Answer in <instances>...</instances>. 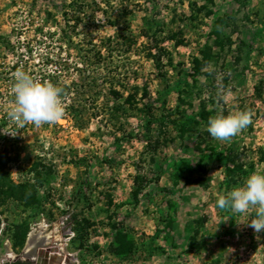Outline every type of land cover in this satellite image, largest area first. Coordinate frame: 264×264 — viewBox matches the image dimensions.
Returning <instances> with one entry per match:
<instances>
[{"label": "rangeland", "instance_id": "rangeland-1", "mask_svg": "<svg viewBox=\"0 0 264 264\" xmlns=\"http://www.w3.org/2000/svg\"><path fill=\"white\" fill-rule=\"evenodd\" d=\"M18 70L63 90L60 119L9 120ZM254 171L264 0H0V263L30 237L60 264H264L254 211L216 205Z\"/></svg>", "mask_w": 264, "mask_h": 264}, {"label": "clouds", "instance_id": "clouds-1", "mask_svg": "<svg viewBox=\"0 0 264 264\" xmlns=\"http://www.w3.org/2000/svg\"><path fill=\"white\" fill-rule=\"evenodd\" d=\"M62 91L52 82L35 79L18 70L13 85L14 102L7 116L21 128L28 123L39 127L44 123L55 122L62 117L64 111ZM250 123L251 118L247 110L231 112L227 115L221 112L209 117L207 131L211 137L226 141ZM216 205L219 209L228 210L240 217L254 211L255 215L248 216L247 222L237 224L251 227L257 234L264 231V171H254L249 174L241 185L234 186L221 195Z\"/></svg>", "mask_w": 264, "mask_h": 264}, {"label": "bare ground", "instance_id": "bare-ground-1", "mask_svg": "<svg viewBox=\"0 0 264 264\" xmlns=\"http://www.w3.org/2000/svg\"><path fill=\"white\" fill-rule=\"evenodd\" d=\"M57 225L56 224H53V225H51V226H46V225H44V224H41L40 226H39V230L38 231H36V233H34L35 235H36V237L37 238H41L42 236H41V234H50V235H52V237H54V240H59V238H60V235L59 234H57L58 233V231H56V227ZM30 236L31 235H33V231L32 232H30V234H29ZM41 236V237H40ZM43 238V237H42ZM44 240H46L45 238H43ZM33 239L32 238H28V241H27V243H26V245H25V250H24V253L25 254H27L28 253V251H29V249L30 248H32V246L34 247V242L32 241ZM46 242H49V240L48 241H46ZM42 247V246H41ZM61 247H62V244L61 245H59V247H58V251H59V249H61ZM51 248V250L52 251H57V248L56 247H53V246H49L47 249H50ZM10 249L9 248H7V251H9ZM49 250H47V252H48ZM47 255V254H46ZM16 257V256H15ZM60 261H61V257L57 254V252L56 253H52L51 254V260H50V263L49 264H60Z\"/></svg>", "mask_w": 264, "mask_h": 264}, {"label": "flooded vegetation", "instance_id": "flooded-vegetation-1", "mask_svg": "<svg viewBox=\"0 0 264 264\" xmlns=\"http://www.w3.org/2000/svg\"><path fill=\"white\" fill-rule=\"evenodd\" d=\"M42 237L45 238L44 236H42ZM47 248L48 247H45V246H42V247L41 246H34V247L32 246V248H30L28 253L26 254V258L18 257L16 259H13V258H15L16 254L13 252L12 249H10L9 251L6 250V256L9 259H12V261H23V262H26L27 264H35L31 261L32 258H35V260H37L38 263H36V264H49L50 260H51V254L52 253L54 254L55 251H52L49 254L47 252ZM6 262H11V261H5V262H2L0 264H4Z\"/></svg>", "mask_w": 264, "mask_h": 264}, {"label": "water", "instance_id": "water-1", "mask_svg": "<svg viewBox=\"0 0 264 264\" xmlns=\"http://www.w3.org/2000/svg\"><path fill=\"white\" fill-rule=\"evenodd\" d=\"M0 223H1V221H0ZM43 245H45V243L43 242L42 239L39 240V241H36V242L34 243V246H43ZM24 248H25V246L23 247V249H22V251L20 252V254H19V255H16V257L13 258V259H16V258H18V257L26 258V254L24 253V250H25ZM31 261H32L33 263H35V264L38 263L37 260H35V258H32Z\"/></svg>", "mask_w": 264, "mask_h": 264}, {"label": "trees", "instance_id": "trees-1", "mask_svg": "<svg viewBox=\"0 0 264 264\" xmlns=\"http://www.w3.org/2000/svg\"><path fill=\"white\" fill-rule=\"evenodd\" d=\"M4 264H27V263L23 261H11V262H6Z\"/></svg>", "mask_w": 264, "mask_h": 264}]
</instances>
